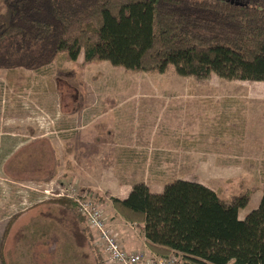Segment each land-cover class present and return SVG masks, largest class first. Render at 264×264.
Listing matches in <instances>:
<instances>
[{"label": "rangeland", "instance_id": "374dc122", "mask_svg": "<svg viewBox=\"0 0 264 264\" xmlns=\"http://www.w3.org/2000/svg\"><path fill=\"white\" fill-rule=\"evenodd\" d=\"M118 127L121 143L135 147L112 146ZM7 137L15 138L7 156L10 148L0 153L7 264H116L76 245L74 211L62 214L54 203L70 199L79 212L75 200L57 195L70 183L103 206L124 247L155 255L141 227L113 207V197L126 196L115 185L128 181L113 177L112 157L144 159L129 182L146 178L153 192L176 179L197 180L226 199L253 191L241 218L264 193V82L199 80L173 65L164 73L132 71L62 52L39 70L0 69L2 150Z\"/></svg>", "mask_w": 264, "mask_h": 264}, {"label": "trees", "instance_id": "16d2710c", "mask_svg": "<svg viewBox=\"0 0 264 264\" xmlns=\"http://www.w3.org/2000/svg\"><path fill=\"white\" fill-rule=\"evenodd\" d=\"M62 52L72 61L83 55L85 62L132 71L164 73L173 65L199 80L264 82V0H0V69L39 70ZM219 192L187 179L153 192L139 181L112 203L141 227L155 255L181 253L191 264H264V193L241 218L253 191L229 199ZM54 203L62 214L74 211L76 245L100 259L76 204ZM10 228L1 239V264Z\"/></svg>", "mask_w": 264, "mask_h": 264}, {"label": "built area", "instance_id": "2783aa9c", "mask_svg": "<svg viewBox=\"0 0 264 264\" xmlns=\"http://www.w3.org/2000/svg\"><path fill=\"white\" fill-rule=\"evenodd\" d=\"M77 190L78 188L70 183L57 195H66L77 202L79 212L85 218L88 227L95 233V245L110 262L116 264H191L183 258L181 253L147 257L144 252L126 249L119 233L110 225L103 206L97 203L91 193L78 194Z\"/></svg>", "mask_w": 264, "mask_h": 264}, {"label": "crops", "instance_id": "0c3cea01", "mask_svg": "<svg viewBox=\"0 0 264 264\" xmlns=\"http://www.w3.org/2000/svg\"><path fill=\"white\" fill-rule=\"evenodd\" d=\"M194 78H196V77H194ZM104 113H106V112H104ZM12 130L15 132L14 129H12ZM113 131L116 134L112 136V137H114V139H112V146H114V147L124 146L121 143L123 140H120L121 137H119V135H120L119 134V131H121L120 130V127H118V129H111V132H113ZM16 135H18V134H16ZM7 140H8L9 146H7V148H5L3 150H2V148H0V153L5 152V151L9 150V148H10V150L8 152H6V156L12 150V148H13V142H14L15 138H13V137H7ZM20 141H21V139H20ZM125 147H135V146L130 145V144H127L123 148H125ZM110 160H111V162H108V166H110L112 168V169H110V171H112V173L114 174L113 177L117 176L116 174H119V175L124 174L122 176H124V178L126 177V180L128 181V182H126L127 184L126 183H124V184L123 183H118V184L115 185L117 189L119 188V189L124 190V192H126V196H127L129 194V192L131 191L132 185H133L132 184L133 182L131 183L129 181L135 180V173H134V171H136L137 167H139L140 165L143 166L142 163H144L146 161L144 159L143 160L138 159L137 156L136 157L135 156L134 157H130V158L129 157H126V158L112 157ZM152 163H153V160H152ZM144 179H146V178L137 179V180L144 181ZM125 197H123V198H125Z\"/></svg>", "mask_w": 264, "mask_h": 264}]
</instances>
